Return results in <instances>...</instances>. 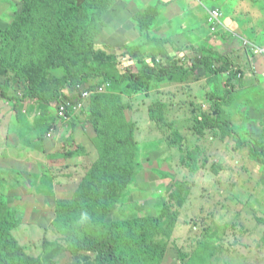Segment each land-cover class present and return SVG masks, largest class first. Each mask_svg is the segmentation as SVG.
Instances as JSON below:
<instances>
[{
    "label": "rangeland",
    "instance_id": "obj_1",
    "mask_svg": "<svg viewBox=\"0 0 264 264\" xmlns=\"http://www.w3.org/2000/svg\"><path fill=\"white\" fill-rule=\"evenodd\" d=\"M31 1L40 25L64 26L85 13L91 40L81 47L91 51L61 53L53 44L39 59L28 53L27 33L26 50L7 56L9 65L21 62L24 76L0 58V83L8 95L3 98L0 89V191L23 220L14 231L22 262L98 264L96 253L69 251L68 236L56 227V206L85 200L100 185L111 203L108 222L141 225L159 217L164 229L172 223L170 236L154 238L165 246L156 264H264V166L255 157L264 150V56L255 51L264 47V0L197 1V10L188 0L185 14H166L169 20L165 0H90L94 9L83 0ZM23 5L0 0V51ZM212 5L224 12L216 32L205 8ZM18 44L24 45L21 34ZM201 58L204 66L182 82L153 78L147 87L121 95L125 119L135 126L132 175L108 170L126 161L128 151L106 150L124 134L112 123L101 127L106 137L99 139L90 122L92 103L57 125L49 139L43 131L53 120L56 125V102L47 111L27 95L30 86L49 93L73 82L80 85L64 92L82 99L83 91L104 83L103 73H138L145 64L157 70L167 64L192 67ZM226 62L234 66L225 70ZM216 98L238 139L217 129L196 131L197 119L213 112Z\"/></svg>",
    "mask_w": 264,
    "mask_h": 264
},
{
    "label": "trees",
    "instance_id": "obj_2",
    "mask_svg": "<svg viewBox=\"0 0 264 264\" xmlns=\"http://www.w3.org/2000/svg\"><path fill=\"white\" fill-rule=\"evenodd\" d=\"M23 1L22 12L6 31L8 45L0 51V58L4 66L11 68L20 76L25 75L21 62H18L15 66L9 65L7 56L10 51L23 52L26 50L27 33L28 53L38 54V57H41L39 59H43L47 53L52 51L53 44L57 46L58 51L61 53L67 52V49H71L73 54L78 52L80 56H86V54L90 53L91 49H83L81 47L82 42L91 40L90 36H86L88 29L84 27L85 13L79 19L73 18L66 21L64 26L58 24L57 21L40 25L37 23L35 5L31 0ZM83 1L91 9L96 8V4L90 0ZM138 15H140V12ZM18 34L23 36V46L19 44L17 46ZM203 66L204 60L201 58L193 60L192 67L167 64L157 70L155 66L145 64L138 73L127 72L124 75L119 73L102 74L103 82L111 83L112 88L108 93L94 95L91 101L90 122L96 129L99 139L106 137L101 127L108 128L114 123L116 132L124 134V137L115 138L106 147V150L109 152L128 151L126 161L122 164L109 166V171L132 175V170L135 167V126L128 123L125 119L121 107V95L133 94L141 86L147 87L149 81L153 78L163 80L165 77V79L168 78L170 83L182 82L186 77L194 74L198 68ZM232 66L234 65L226 62L225 70L230 69ZM90 74L88 75L91 76ZM97 75L99 74H92V76ZM83 79L86 80V77ZM78 85L80 83H66L62 87V91L53 90L49 93H39L33 86H30L28 87L27 95L43 102V109L48 111L51 108L50 104L56 102L57 106L59 102L70 99V95L68 96L64 92L65 89L69 88L73 91ZM0 89L3 90V98L7 99L8 95L5 92V86L1 83ZM215 100L213 112L204 113L200 119H197L196 131L203 133L209 129H217L223 132V137L232 136L238 139L231 122L223 115L219 99L216 98ZM109 105H112V108L109 109ZM53 121L51 125L48 123L49 126L44 129V133L47 134L52 129ZM240 144L245 145L247 143L240 141ZM38 148L40 149V147ZM255 157H262V165L264 166V150L257 152ZM56 210L58 217L56 227L57 229L59 228L58 233L68 236L69 245L67 248L69 251L73 255H77L80 251L96 253L98 255V264H141V260H144L143 262L146 264H156L160 261V256L164 254L165 246L155 242L154 238L161 235H171L172 223L164 229L161 226L159 217H147L141 225H133L127 221L108 222L107 217L111 212V203L106 190L100 185L91 188L85 200L63 201L57 204ZM82 213H87L88 218L84 219ZM22 225L23 220L17 217L16 213L4 200V196L0 191V264H25L19 257L20 246L14 235V231ZM120 245L129 246L131 251H122Z\"/></svg>",
    "mask_w": 264,
    "mask_h": 264
},
{
    "label": "built area",
    "instance_id": "obj_3",
    "mask_svg": "<svg viewBox=\"0 0 264 264\" xmlns=\"http://www.w3.org/2000/svg\"><path fill=\"white\" fill-rule=\"evenodd\" d=\"M206 1V0H204ZM201 4L203 3V0H199ZM207 10V21L210 26V29L212 32H216L220 29L221 26L224 25V12L221 9V7L212 5L211 7H205ZM256 55L264 56V47H258L255 49ZM253 60V58H252ZM256 63V62H254ZM111 84L110 83H104L99 85L94 89V91H83L81 96L82 99H72L70 97L69 100H64L62 102H59L56 106V115H57V123L52 127L51 130L48 131L47 136L49 139H53V134L55 131V127L61 122V121H68L71 119V117L75 116L78 111L81 112L82 110L86 109V106H89L91 103L92 96L96 94H105L110 92Z\"/></svg>",
    "mask_w": 264,
    "mask_h": 264
},
{
    "label": "crops",
    "instance_id": "obj_4",
    "mask_svg": "<svg viewBox=\"0 0 264 264\" xmlns=\"http://www.w3.org/2000/svg\"><path fill=\"white\" fill-rule=\"evenodd\" d=\"M191 1V5H196L195 3H198L197 0H190ZM188 0H165V16L168 18V16L166 14H169L170 16L173 17H182L185 13L184 10L185 8L188 7ZM197 5L196 7H193L194 10H197ZM171 17V18H172ZM171 18H168L171 19ZM172 24H174L173 20L170 21ZM168 21V23H170ZM167 24V23H166ZM253 57H251L250 59H252ZM257 61V60H256Z\"/></svg>",
    "mask_w": 264,
    "mask_h": 264
},
{
    "label": "clouds",
    "instance_id": "obj_5",
    "mask_svg": "<svg viewBox=\"0 0 264 264\" xmlns=\"http://www.w3.org/2000/svg\"><path fill=\"white\" fill-rule=\"evenodd\" d=\"M198 2H199V0H197ZM204 1V0H203ZM204 5V4H203ZM207 16H208V14H207ZM224 22V21H223ZM209 25V24H208ZM209 28H210V26H209ZM74 117V116H73ZM73 117H71V118H73ZM55 119H56V123H57V115H56V112H55ZM71 120V119H70ZM70 120H68V121H70ZM68 121H66V122H68ZM64 121H61L58 125H62V123H63ZM82 217L84 218V219H87L88 217H87V213H82Z\"/></svg>",
    "mask_w": 264,
    "mask_h": 264
}]
</instances>
